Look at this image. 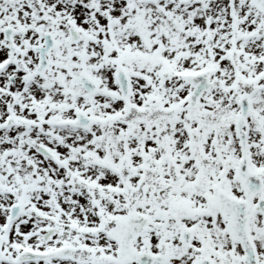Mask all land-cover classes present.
Instances as JSON below:
<instances>
[{"label": "snow or ice", "instance_id": "1", "mask_svg": "<svg viewBox=\"0 0 264 264\" xmlns=\"http://www.w3.org/2000/svg\"><path fill=\"white\" fill-rule=\"evenodd\" d=\"M0 264H264V0H0Z\"/></svg>", "mask_w": 264, "mask_h": 264}]
</instances>
